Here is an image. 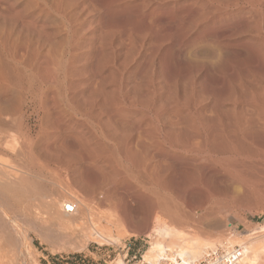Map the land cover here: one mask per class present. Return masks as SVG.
Returning <instances> with one entry per match:
<instances>
[{"label":"bare ground","instance_id":"1","mask_svg":"<svg viewBox=\"0 0 264 264\" xmlns=\"http://www.w3.org/2000/svg\"><path fill=\"white\" fill-rule=\"evenodd\" d=\"M237 189L264 199V0H0L3 228L74 246L156 214L200 251Z\"/></svg>","mask_w":264,"mask_h":264},{"label":"rangeland","instance_id":"2","mask_svg":"<svg viewBox=\"0 0 264 264\" xmlns=\"http://www.w3.org/2000/svg\"><path fill=\"white\" fill-rule=\"evenodd\" d=\"M243 191L244 190L237 189L232 191L233 193L231 195L223 197L224 199L222 198L220 200V204L221 202L224 204L222 203V206L218 207L216 210L217 212L214 211L215 214L211 213L205 217L208 220L218 218V220L223 222V228L221 230L222 233H220L219 236L217 235V237L215 236V238L210 240V243L208 244L209 246L205 245L200 249V251L197 249L199 252L195 249L194 245L196 244L195 241H193V239L197 236H193L195 235L194 232L193 234H190L192 231L196 230H188V228L183 229L184 232L188 231L184 234L185 236L188 233L190 234L186 237L188 245L185 244L186 242L181 241H176L177 243H174L172 242V239L176 238L174 235H177L178 232H176V230H172L170 226H166L162 222L160 223L161 225L158 224L159 219L157 215L154 214L152 215L149 224H147L146 218L140 217L126 229L123 235L121 234V237H117V239L113 242L85 241L79 245L74 244V246L60 245L53 242L52 244L50 241L41 237L39 233H36L33 229L27 228L24 225H22V229L20 228L18 232L14 233V231H8L9 228L6 229V226L3 228L0 224V227L2 226L1 228L3 229L1 231L0 228V261H2L1 263L3 264H175L172 260L166 261V258L164 259L163 256H158L156 253L155 255L153 253V257H149L148 262L145 260V252L151 248L155 242L162 243L166 246L169 249V253L172 251L171 253L173 254V258L177 260L178 264H181L182 260L179 259L180 257H176L174 255L176 254V251L180 250V247L182 248L184 246H186L184 247L186 248V251L183 249V257H185V260L188 262L201 257V255L191 257L193 256L192 251L194 254L196 252H198L197 254H202L205 250L213 248V246H216L217 244L219 245L225 242L229 244L230 241L231 246H242L244 247V250L248 248L247 246L249 245L264 249V199L254 197L252 192ZM219 208H221L220 211ZM210 216L214 218H211ZM23 221L24 220L22 219L21 222ZM43 225H46L45 228H47V226L48 228H51L49 227V224L44 223ZM19 231L22 234H20ZM1 232L5 234L3 235ZM173 232L176 233L174 234ZM23 235L26 239H24ZM113 235L114 237L115 235L120 236L119 233L115 234V232ZM190 240L193 241L194 244ZM9 241L11 242L12 247L9 245ZM25 244L28 245L26 246ZM176 247L178 249H176ZM13 248H17V250ZM11 249L13 251H19V256H17L18 254L16 253V257ZM7 253L12 254L10 255ZM169 253L167 254L169 255ZM187 253L192 255L190 256ZM172 254H170V256H172ZM12 255L15 257H11ZM134 255L136 256V259H132V256ZM10 259L12 262H9Z\"/></svg>","mask_w":264,"mask_h":264},{"label":"built area","instance_id":"3","mask_svg":"<svg viewBox=\"0 0 264 264\" xmlns=\"http://www.w3.org/2000/svg\"><path fill=\"white\" fill-rule=\"evenodd\" d=\"M206 251L204 258L195 264H238L239 262V247L228 248L219 244ZM132 259H136V256H133Z\"/></svg>","mask_w":264,"mask_h":264},{"label":"trees","instance_id":"4","mask_svg":"<svg viewBox=\"0 0 264 264\" xmlns=\"http://www.w3.org/2000/svg\"><path fill=\"white\" fill-rule=\"evenodd\" d=\"M135 256V255H134ZM133 257V256H132ZM71 264H75V263H71Z\"/></svg>","mask_w":264,"mask_h":264}]
</instances>
